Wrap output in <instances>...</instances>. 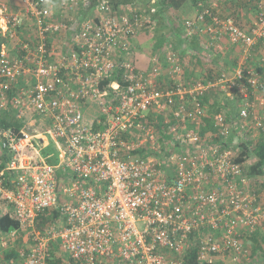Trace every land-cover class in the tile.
Listing matches in <instances>:
<instances>
[{"label":"built area","instance_id":"obj_1","mask_svg":"<svg viewBox=\"0 0 264 264\" xmlns=\"http://www.w3.org/2000/svg\"><path fill=\"white\" fill-rule=\"evenodd\" d=\"M220 1L198 0L183 24L214 52H240L231 74L207 80L186 77L171 49L166 68L157 56L138 66L135 41L156 24L139 4L0 3V207L20 225L0 254L28 241L10 264H254L264 191L239 183L230 140L264 133V0L245 27ZM215 90L243 104L204 133ZM55 209L59 223L37 229Z\"/></svg>","mask_w":264,"mask_h":264},{"label":"trees","instance_id":"obj_2","mask_svg":"<svg viewBox=\"0 0 264 264\" xmlns=\"http://www.w3.org/2000/svg\"><path fill=\"white\" fill-rule=\"evenodd\" d=\"M91 2L89 9H93L97 6L98 2L102 1L105 3H109L114 5L116 8L119 7H127L132 4H137L136 0H89ZM189 1H192L194 5L198 0H155V2L152 4L151 1L148 2L143 9L145 14L151 13V11H155L154 13V20L156 21L155 27L158 29L162 28L163 26L167 25L170 21V13L171 17L175 20L174 23H177V29H173L174 33L177 32L175 35V38L173 39L164 33V31H161L159 33H156V42L153 46V53L152 56L159 57L160 61L162 62V65L164 67L168 66L167 62V52L169 49H171L176 55H179L181 62L183 65L187 63V60L190 59H196L195 64L198 66H202L203 68L207 67L206 64V58L202 56H199L200 49L199 44L202 45V47H205L204 42L198 35H194L192 37H186L183 36L184 32L180 33L178 35V31L181 32V28L183 27V24L186 20H193L194 18L184 19L182 21V17L180 16L179 12L182 11L186 3ZM255 1L256 0H222L220 1L221 7L225 9L226 12H230V14L236 18V21L240 26L245 27V23L247 25H251L252 19L255 15H257V8L255 7ZM147 8V9H146ZM245 11V12H244ZM176 15V17L174 16ZM164 17H166L168 20H165ZM171 19V18H170ZM181 25V26H180ZM174 28V27H173ZM164 30V29H163ZM149 31H145L142 33H148ZM177 39V40H175ZM2 40H0V45L2 44ZM174 46H177L175 48ZM173 47L175 50H173ZM170 51V50H169ZM193 51H196V55L193 54ZM230 52V51H229ZM137 61V60H136ZM235 66H237L236 63H234ZM208 75L207 77L202 76L201 79L207 80L211 79L213 76V69L210 68V66L207 69ZM242 100L241 97H238V101ZM224 102H219L215 98H210L208 95H205V97L202 99V105L207 110V117L203 121V127L202 132H209L214 131L213 128V119L214 115L225 111L229 116H234L233 113L239 110V107L236 106V104L228 102V104H223ZM231 103V104H230ZM233 109V111H229ZM154 117V116H153ZM158 120L157 118H152V121ZM157 129L160 131L161 134V140L160 142L163 143L164 140L169 139L167 135H164V129L165 126L161 124H156ZM0 127L8 128L10 127L9 123L2 117H0ZM189 126L188 128H190ZM255 131L252 128L248 129V133L251 134L250 138H247L246 141L236 139L235 134L232 135L231 140L233 143L237 142L235 145V148L238 149V151L241 152L238 162L242 165L245 164V161H253V163L250 166H244L243 168V175L250 179V181L254 182L255 190L256 192L264 191V133L256 134ZM234 143V144H235ZM61 218V211L59 209L55 210H46L43 211L36 220V227L37 229H44L51 227L52 225H56L59 223V220ZM20 225L16 220H13L10 216H0V232L5 234H10L12 231L19 229ZM250 248H251V261L254 264H264V231L259 230L256 232V234L251 238L250 242ZM21 244L18 243V246ZM10 247V245L8 246ZM7 247V248H8ZM17 260L18 256L17 253L13 250H10L7 254H5V259L8 261H11L12 259ZM259 260V261H258ZM192 262L194 264H198L196 257H192ZM10 263V262H9ZM207 264V263H206ZM209 264V263H208ZM215 264H223V263H215ZM244 264V262L242 263Z\"/></svg>","mask_w":264,"mask_h":264},{"label":"rangeland","instance_id":"obj_3","mask_svg":"<svg viewBox=\"0 0 264 264\" xmlns=\"http://www.w3.org/2000/svg\"><path fill=\"white\" fill-rule=\"evenodd\" d=\"M0 2L1 3L5 2L4 4L10 5V2L8 0H0ZM135 2L137 4H139L142 7V10H143L145 8L146 4L148 2H150V0H136ZM62 15L63 14L61 13L59 16L62 17ZM164 19L168 20L166 17H164ZM169 20H170L168 22L169 24H171V25L173 24L172 26H174V24H175L174 28H172L170 26L172 28V30H170L169 26H167V25L163 26L160 29H158L157 27H153L152 30H150L148 33H145V34L141 35L135 41V59L137 60V64H138V66L140 68L149 69L153 65L154 56H152V53H153V46H154V44L156 42V35H155L156 33L164 31V33H166L167 37L171 36L173 39L175 38V36H176L175 34L177 32L174 33V30L177 29V27H176L177 23H174L175 20L172 21L170 18H169ZM182 21H184V19H182ZM174 47L177 48V46H174ZM174 47H173V50H175ZM228 57L230 58V60L233 63H234V61H236L235 63H238L239 62L238 58L240 57L239 50L238 49H235V50L232 49V51H231V53L229 54ZM227 61H228V59H227ZM208 65H207V67L203 68L202 66H198L197 64H195L193 59L187 60V65L186 66L188 68L186 69L187 70L186 77L190 78V76H192V75L195 76V79L196 78H200L202 76L207 77V75H208V72H207L208 71L207 70L208 69ZM226 66H225V64H221V65L217 64V66H215V68L213 69V70H215L213 75L216 76V75H219V74H222V73L231 74L233 69L229 70L228 68H226ZM198 67H199V72L200 73H198L196 71V70H198ZM235 67H237V66H233V68H235ZM210 96L212 98H215L219 102H224L223 104H228V102H231V103L236 104V106H238V107L243 104L242 103L243 100L239 99V101H238L237 98L234 95L229 94L228 92H224L222 90H215L214 92L212 91V93H210ZM258 113L260 114V116H262L264 118V107H263V105L258 106ZM236 143H235V145H236ZM239 154H241L240 151H239ZM252 163H253V161H251V160L250 161L249 160L245 161L244 166H246V165L250 166ZM244 179H246V180L245 181L239 180V183H241L242 186L247 187L251 191L255 190L256 186L254 185V182L250 181V179L247 178L246 176L244 177ZM259 192H262V191H259Z\"/></svg>","mask_w":264,"mask_h":264},{"label":"crops","instance_id":"obj_4","mask_svg":"<svg viewBox=\"0 0 264 264\" xmlns=\"http://www.w3.org/2000/svg\"><path fill=\"white\" fill-rule=\"evenodd\" d=\"M9 2H10V5H12V6H18L19 4H20V0H8ZM151 1V3L153 4L154 2H155V0H150ZM1 3V2H0ZM3 3H5V2H3ZM196 8H195V5H194V3H192V1H189L188 3H186V5L184 6V8L182 9V11H180L179 12V14H180V16L182 17V19H189V18H194V17H196ZM245 12V11H244ZM170 18H171V20L172 21H174V19L171 17V13H170ZM175 17H176V15H174ZM171 21V22H172ZM173 25V24H172ZM171 24H168V26H169V29L170 30H172V28L175 26V24H174V26H172ZM172 28H171V27ZM181 26V25H180ZM183 28V27H182ZM181 28V32H179L178 31V35L180 34V33H182V32H184V28L182 29ZM183 36H185V34H183ZM140 37V36H139ZM175 40H177V39H175ZM199 49H200V55L199 56H202L201 58H203V57H205L206 58V64L208 65V67L210 66V68H212V69H214L215 68V66H217V64H225V66H226V68H228L229 70H232L233 69V66H235L234 65V63L236 62V61H234V63L230 60V58L228 57L229 56V54L231 53V51L229 52H227V53H217V52H214L213 50H210L208 47H207V45H205V47H202V45H200L199 44ZM196 51H193V54H195L196 55ZM228 57V58H227ZM228 59V61H227V59ZM240 58V57H239ZM238 58V59H239ZM195 60L196 59H193V61L195 62ZM197 60H198V58H197ZM196 60V61H197ZM190 63V62H189ZM237 64V66H238V63H236ZM186 65H187V63H186ZM222 67V66H221ZM186 68H188L187 66H186ZM235 68H237V67H235ZM202 69V68H201ZM198 73H200L199 72V67H198V70H196ZM215 71V70H214ZM214 71H213V73H214ZM233 71V70H232ZM190 79H195V76L194 75H192V76H190ZM210 98H212L211 96H210ZM229 111H233V109H231V110H229ZM0 216L1 217H4V216H10L11 217V214H8V212H7V208H2V207H0ZM12 218V217H11ZM13 219V218H12ZM14 220V219H13ZM8 236H9V233L8 234H5V233H2V232H0V240L1 239H7L8 238ZM27 236H26V233H22V234H20V236L16 239V240H14V242H12V243H10V247H8V248H6L5 250H3L2 252H1V254H0V264H10L9 262H11V261H8L7 259H5V254H7L10 250H13L14 252H16L17 253V256L19 257V255H18V252H19V250L21 249V246L22 245H27ZM18 243H20L21 245L20 246H18ZM16 259V258H15ZM18 259V258H17ZM13 260V259H12Z\"/></svg>","mask_w":264,"mask_h":264}]
</instances>
